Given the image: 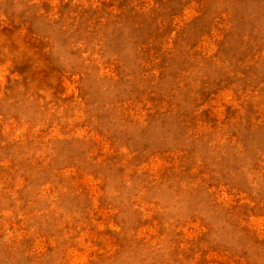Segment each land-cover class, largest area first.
Wrapping results in <instances>:
<instances>
[{
    "label": "rangeland",
    "instance_id": "rangeland-1",
    "mask_svg": "<svg viewBox=\"0 0 264 264\" xmlns=\"http://www.w3.org/2000/svg\"><path fill=\"white\" fill-rule=\"evenodd\" d=\"M0 264H264V0H0Z\"/></svg>",
    "mask_w": 264,
    "mask_h": 264
}]
</instances>
